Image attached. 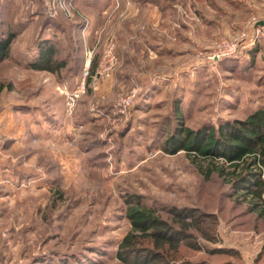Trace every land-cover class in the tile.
Returning <instances> with one entry per match:
<instances>
[{"label":"rangeland","instance_id":"obj_1","mask_svg":"<svg viewBox=\"0 0 264 264\" xmlns=\"http://www.w3.org/2000/svg\"><path fill=\"white\" fill-rule=\"evenodd\" d=\"M260 26L264 0H0V34L17 31L0 62V264H121L128 194L163 216L214 213L201 243L264 264V220L183 151L162 150L176 100L191 128L264 106ZM234 38H244L236 52L209 58ZM40 39L58 42L60 73L28 67ZM81 86L71 107L67 93Z\"/></svg>","mask_w":264,"mask_h":264},{"label":"trees","instance_id":"obj_2","mask_svg":"<svg viewBox=\"0 0 264 264\" xmlns=\"http://www.w3.org/2000/svg\"><path fill=\"white\" fill-rule=\"evenodd\" d=\"M73 28L81 24L75 22ZM17 31L0 34V62L9 57ZM57 41L40 39L28 67L58 74L67 67L66 57L57 56ZM1 88V87H0ZM175 125L164 138L162 150L168 154L183 151L192 166L209 181L217 178L228 188V196L246 203L250 212L264 220V106L252 109L242 119H220L191 128L184 124L179 101L174 102ZM126 217L130 228L116 246L121 264H244L237 249L207 248L199 237L211 240L216 223L214 213L193 207L171 206L166 216L146 204L139 194L126 197ZM227 256L213 261L199 256Z\"/></svg>","mask_w":264,"mask_h":264},{"label":"built area","instance_id":"obj_3","mask_svg":"<svg viewBox=\"0 0 264 264\" xmlns=\"http://www.w3.org/2000/svg\"><path fill=\"white\" fill-rule=\"evenodd\" d=\"M63 8L66 9V6L64 3H63ZM255 35L264 36V27L263 26L256 27L255 28ZM241 38H239V39L234 38L233 40L231 39L229 41H227V40L222 41L218 45L217 49L213 51V53L210 55L209 58L210 59H217V58L223 57L225 55H229V54L236 52V50L240 47L242 40L244 39V38L243 39H241ZM107 62H108L107 67H105L104 71H102V73H104L106 76L109 75V70L115 62L114 56L111 55V48H109L108 52H107ZM85 74H88V70L85 71ZM81 93H84V86H81L80 88L72 91L71 93H67V98H68V102H69L68 104L71 107L74 105V102L80 96ZM136 93H137L136 89H132L128 94L121 96L118 100V105L122 109H125L126 107L130 106L133 103V100H134Z\"/></svg>","mask_w":264,"mask_h":264},{"label":"crops","instance_id":"obj_4","mask_svg":"<svg viewBox=\"0 0 264 264\" xmlns=\"http://www.w3.org/2000/svg\"><path fill=\"white\" fill-rule=\"evenodd\" d=\"M105 83V82H104ZM108 83V82H107ZM107 83H105V84H107Z\"/></svg>","mask_w":264,"mask_h":264}]
</instances>
